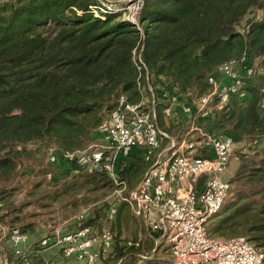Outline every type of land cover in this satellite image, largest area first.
I'll return each instance as SVG.
<instances>
[{
  "label": "trees",
  "instance_id": "1",
  "mask_svg": "<svg viewBox=\"0 0 264 264\" xmlns=\"http://www.w3.org/2000/svg\"><path fill=\"white\" fill-rule=\"evenodd\" d=\"M94 4V0H15L0 5V219L12 217L10 231L17 228L27 234L19 214L30 202L17 207L9 201L18 191L11 184L23 167L22 159L49 147L58 153L82 152L95 143L96 130L120 96L131 104L140 101L132 62L138 35L116 15L94 18L89 11ZM256 11L260 15L247 19L240 32L241 22ZM139 20L144 32L141 58L151 83L177 95L206 94L208 77L242 57L264 69V0H144ZM262 88L264 81L246 86L245 106L233 97L218 113L213 131L235 142L264 140V112L258 106ZM163 107L157 103L156 120ZM240 159L228 195L232 184L239 182L241 189L224 203L214 230H241L264 254V145ZM43 186L51 187V192L42 191L44 200L51 201L84 190L114 188L107 174L91 172L55 185L42 179L30 196ZM120 213L118 208L116 217ZM7 254L13 263L24 264L14 250ZM128 256L116 252L119 261Z\"/></svg>",
  "mask_w": 264,
  "mask_h": 264
},
{
  "label": "built area",
  "instance_id": "2",
  "mask_svg": "<svg viewBox=\"0 0 264 264\" xmlns=\"http://www.w3.org/2000/svg\"><path fill=\"white\" fill-rule=\"evenodd\" d=\"M15 0H0V5ZM89 6L94 18L116 15L136 31L139 42L132 51L137 71L138 104L120 96L109 118L96 130L99 142L82 152L58 153L46 149L48 165H64L70 176L82 173H105L114 188L111 196L125 204L141 218L153 233L160 235L169 246L170 264H264V254L243 236L222 240L210 236L208 225L217 215L230 190L228 180L221 179L230 165L235 141L231 136L208 131L200 123L214 112H222L233 97L241 106L249 98L246 86L255 75L254 64L247 57L220 66L207 79L209 91L190 101L175 91L151 83V76L141 58L144 37L140 15L144 0H94ZM229 79L221 82L217 76ZM259 109L264 112V88ZM164 104L162 115L174 125H182L181 135L170 136L156 123V105ZM166 146H163L164 142ZM143 151L144 168L136 185L128 189L122 178L123 168L135 166ZM142 168V166H141ZM1 207V205H0ZM117 204H110L106 221L113 222ZM87 210L75 216L78 227L73 232L43 239L42 248L58 246L62 256L75 264H96L101 255L110 254L114 245L112 229L97 232L86 224ZM9 240L16 255L27 243L28 236L13 228ZM127 247L139 248V242ZM117 264H125L122 260Z\"/></svg>",
  "mask_w": 264,
  "mask_h": 264
},
{
  "label": "rangeland",
  "instance_id": "3",
  "mask_svg": "<svg viewBox=\"0 0 264 264\" xmlns=\"http://www.w3.org/2000/svg\"><path fill=\"white\" fill-rule=\"evenodd\" d=\"M260 14L259 12H254L249 14L238 27L240 32L243 31L245 21L249 18H256ZM255 75L251 79V82L262 83L264 81V69L260 67L258 62L254 63ZM186 101H190L194 97H184L181 96ZM191 98V99H189ZM189 99V100H188ZM157 125L163 130L171 133L174 136L181 135L183 132L182 125H174L170 120L163 117L162 113L158 120H156ZM261 141H243L235 142L232 151L231 159L237 158L230 163L228 170L222 174L220 177L223 180L227 179V174L232 172L237 166L239 167L240 158L242 155H252L258 150V145ZM264 141L261 143V145ZM164 146L166 143L164 142ZM33 149H37L34 147ZM46 152L40 149L35 156H28L23 161V167L18 171V178L12 182L11 186L16 191L22 189L23 186H28L31 183L33 172L37 170H54L55 167L48 165ZM36 168V169H35ZM139 168L137 165L124 167L122 178L127 181L128 189H132L137 183V177L139 173ZM35 169V170H34ZM126 172V173H125ZM125 175V176H124ZM73 177V176H71ZM75 180H79L75 179ZM82 180V178H80ZM241 189V184L239 182L232 184L231 192L227 196L225 205L231 202L237 191ZM113 189L110 191L109 188L102 189L100 191H88L84 190L80 194L69 197H62L60 200L51 201V199L44 201V192L39 191L33 194V197L28 199L32 200L30 209H24L19 218H21V224L27 229H35V234L37 237H54L56 234H52L55 230H59L58 235H62L65 230L70 231L71 228H77L78 222L75 220V216L85 208L90 206L87 210V225H94L97 232H101L102 229L110 228L112 229L115 240L112 252L108 255H101L96 264H117L120 258L116 257V252L122 250L127 252L129 256L123 260L125 264H170L171 256L169 251L168 243L160 235L153 233L148 226L144 224L141 218H137L126 205L120 203L116 196H110ZM51 192V187L49 191ZM117 204L118 208H121V213L119 217H115L114 221L109 223L106 221V213L110 204ZM224 205V206H225ZM44 206V207H42ZM223 209L211 219L208 225V232L215 238H220L226 240L231 237L245 236L250 240L247 234L241 232V230L233 231L226 229H219L215 231L214 229L219 223V220L223 216ZM117 216V215H116ZM35 222V224H31ZM27 224V225H26ZM18 227V226H17ZM235 232V233H234ZM128 242H139L140 248L138 250L127 249ZM252 244H254L252 242ZM255 245V244H254ZM256 247V246H255ZM259 249V247H256Z\"/></svg>",
  "mask_w": 264,
  "mask_h": 264
},
{
  "label": "crops",
  "instance_id": "4",
  "mask_svg": "<svg viewBox=\"0 0 264 264\" xmlns=\"http://www.w3.org/2000/svg\"><path fill=\"white\" fill-rule=\"evenodd\" d=\"M217 78L223 83H229V79H227L221 75L217 76ZM218 113L219 112H214L211 117L200 122L206 130L217 133L213 130H214L216 123H217L216 117H217ZM168 134L170 136H174L171 133V131L168 132ZM99 140H100L99 136H97V133H96L95 143H98ZM263 141L264 140H262L261 143ZM165 143L167 145L166 141H165ZM261 143L258 145V150H256L255 152L259 151L263 147L264 143L262 145H261ZM142 154H143V151H140L138 156L134 160L135 165H137L138 167L142 166V169L139 168V173H138L137 179H139L141 171L144 168V164H142ZM236 159L237 158H234L233 161ZM233 161L231 159L230 163ZM236 170H237V166H235V168L232 172L227 174L228 181L234 176ZM38 171L39 170L36 169L33 172V175H32L33 177H32L31 183L28 186H23L22 189H20V190L18 189V191L15 193V196L13 198H11L9 201L13 202V204L16 205L17 207H20V205L22 203H28L29 202L30 199H28V198L31 197L30 195L33 193L34 186L37 183H39L42 179H45V181L47 183L55 185V184H58L59 182H62L64 180V178H67V177L71 178V176L67 172V169L64 165L55 166L54 170H52L49 174H46V175H40ZM75 179H78V178H75ZM49 188L50 187L43 186L41 188V191H47L48 192ZM30 201H32V200H30ZM44 201H46V200H44ZM30 204H31V202H30ZM94 205L95 204L90 205V206H86L87 208H85L84 210H88L90 207H92ZM42 207H44V206H42ZM30 208H31V206L29 205L27 207V209H30ZM1 214H2V211H1V207H0V216H1ZM86 218H87V216H86ZM11 219H12V217H5L3 219H0V264H15V263H13L12 260H9L8 254H7V252L9 250H11V249L14 250L11 243H10V240H9V231H10V226H11V225H9V222L11 221ZM31 224H35V222H31ZM77 226H78V224H77ZM91 226H94V225H91ZM26 230H27L28 241L26 244H24L20 247L21 255H22L23 259H25L24 264H33L34 261H38V260L40 261L39 264H75V262L73 260H67L62 256L61 250L58 246H51L48 248H42L40 246V242L43 239H45V236L37 237L38 235L35 234V229H26ZM74 230H76V228H73V229L71 228V230L68 232H67V230H65L66 232H64L62 235L73 232ZM54 233L55 234L59 233V230L58 229L55 230V232H53L52 234H54ZM46 238L50 239V240L52 239V237H46ZM16 256H19V255H16ZM25 256L28 258V260L25 258Z\"/></svg>",
  "mask_w": 264,
  "mask_h": 264
}]
</instances>
